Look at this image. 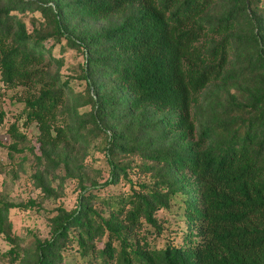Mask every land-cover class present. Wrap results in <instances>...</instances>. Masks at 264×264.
<instances>
[{"label": "trees", "instance_id": "trees-1", "mask_svg": "<svg viewBox=\"0 0 264 264\" xmlns=\"http://www.w3.org/2000/svg\"><path fill=\"white\" fill-rule=\"evenodd\" d=\"M0 81L39 129L38 153L13 121L9 154L49 196L80 188L29 245L10 211L36 201L0 194L18 264H264V0H0Z\"/></svg>", "mask_w": 264, "mask_h": 264}, {"label": "rangeland", "instance_id": "rangeland-1", "mask_svg": "<svg viewBox=\"0 0 264 264\" xmlns=\"http://www.w3.org/2000/svg\"><path fill=\"white\" fill-rule=\"evenodd\" d=\"M57 55L65 57V63L62 67L64 73H75L78 63L83 61V54L73 47H68L60 52L55 49ZM74 85L79 90L85 87V81L74 79ZM24 88L22 85L7 87L0 81V108L5 110L4 120L0 124V194L12 201H23L30 203L33 199L36 202L26 208L13 207L10 216L13 221L14 231L20 235L23 245H29L37 234L41 237L50 235V218L55 212V207L64 205L67 208H73L78 202L80 188L78 181L74 178H66L63 183L60 179L54 182L59 193L55 196H49L40 188L32 175L34 171V154L31 150L15 152L14 156L9 154L8 145L13 138L8 131V127L13 121H17L20 130L27 135L26 143L35 146V151L40 152L37 136L39 129L36 122L27 123L25 113L21 114L24 106L23 102ZM21 114V115H20ZM87 161L93 174H97L98 180H104L109 174V164L102 148L94 146ZM99 169L101 172H99ZM63 174V170H61ZM129 188V184L123 179L113 190ZM11 243L0 234V264H18L14 261L10 253Z\"/></svg>", "mask_w": 264, "mask_h": 264}]
</instances>
